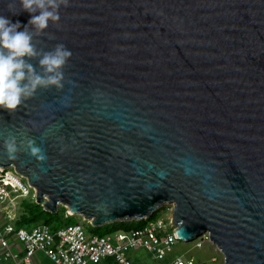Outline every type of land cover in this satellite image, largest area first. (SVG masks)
<instances>
[{
	"label": "water",
	"instance_id": "1",
	"mask_svg": "<svg viewBox=\"0 0 264 264\" xmlns=\"http://www.w3.org/2000/svg\"><path fill=\"white\" fill-rule=\"evenodd\" d=\"M12 2L0 15L27 25ZM59 11L33 43L71 51L64 87L0 109V169L27 179L44 210L94 227L173 204L179 240L207 233L224 264H264V0H68Z\"/></svg>",
	"mask_w": 264,
	"mask_h": 264
},
{
	"label": "built area",
	"instance_id": "2",
	"mask_svg": "<svg viewBox=\"0 0 264 264\" xmlns=\"http://www.w3.org/2000/svg\"><path fill=\"white\" fill-rule=\"evenodd\" d=\"M31 191H34V197L30 194ZM16 196L22 199L32 196L36 202L35 189L27 179L16 172L14 167L0 169V212L7 216V224L0 236V248L3 251L4 260H13L17 264H35L34 259L37 254L44 255L53 264H102L104 262L136 264L129 258V253L144 250L153 259L163 260L177 242L189 243L177 238L173 222L170 227H167L161 219L148 222L138 230L118 231L106 236L91 233L90 221L81 216L76 224L64 226L56 231L44 224H38L30 229L17 228L15 222L18 214L11 210V206L7 207V211L4 206L13 202V197ZM66 214L74 216L68 210ZM148 219L149 217L143 220ZM11 239L22 245L24 252L22 258L13 253ZM169 264L195 263L193 259L177 257Z\"/></svg>",
	"mask_w": 264,
	"mask_h": 264
},
{
	"label": "clouds",
	"instance_id": "3",
	"mask_svg": "<svg viewBox=\"0 0 264 264\" xmlns=\"http://www.w3.org/2000/svg\"><path fill=\"white\" fill-rule=\"evenodd\" d=\"M68 0H13L7 5L12 15L27 12L30 19L27 25L20 21L13 22L8 16L0 15V109L15 112L22 102L33 97L38 89L64 87V67L72 53L63 44L42 55L33 43L34 36H41L48 29L50 22L60 20V8ZM18 5L19 11H13ZM31 28V30H30ZM40 56L39 64L43 75L35 71L29 62ZM31 154L38 159L40 150L28 142ZM9 154L17 151L15 139L6 141Z\"/></svg>",
	"mask_w": 264,
	"mask_h": 264
},
{
	"label": "rangeland",
	"instance_id": "4",
	"mask_svg": "<svg viewBox=\"0 0 264 264\" xmlns=\"http://www.w3.org/2000/svg\"><path fill=\"white\" fill-rule=\"evenodd\" d=\"M12 170L14 171V169ZM30 194L33 197L35 195L34 191H31ZM13 198H14L13 202H9L6 205H4L5 210L7 211V207L11 206L12 207L11 210L15 211L16 214H18L20 210V203L22 201V198L18 196ZM172 211H173V204L163 205L156 212L157 219L163 220L166 223L167 227H170L173 216ZM0 215H2L0 216V236H1L3 234L4 226L7 223V216L1 212ZM75 217L81 219L80 216H75ZM126 222H132V221H126ZM171 230L173 231L174 228L172 227ZM197 244H201V246H197ZM222 254L219 252L217 246L211 241L209 235L206 233L200 236L195 241L189 243L177 242L167 252L166 257L163 260L153 259V257L144 250L131 252L129 253L128 256L136 264H169L177 257H182L183 259H193L195 264H224L223 263L224 255L222 256ZM49 264H53V263L50 262ZM102 264H109V263L104 262Z\"/></svg>",
	"mask_w": 264,
	"mask_h": 264
},
{
	"label": "trees",
	"instance_id": "5",
	"mask_svg": "<svg viewBox=\"0 0 264 264\" xmlns=\"http://www.w3.org/2000/svg\"><path fill=\"white\" fill-rule=\"evenodd\" d=\"M157 212V211H156ZM154 213L148 220L132 221V222H115L100 227L89 226L91 233L99 236H106L118 231H130L143 228L148 222L157 219V213ZM64 207H59L56 213H51L37 204L32 197L22 199L18 219L15 222L17 228L30 229L38 224L50 226L53 231L60 228L76 224L80 219L75 216H68Z\"/></svg>",
	"mask_w": 264,
	"mask_h": 264
},
{
	"label": "crops",
	"instance_id": "6",
	"mask_svg": "<svg viewBox=\"0 0 264 264\" xmlns=\"http://www.w3.org/2000/svg\"><path fill=\"white\" fill-rule=\"evenodd\" d=\"M0 216H2V215H0ZM6 224H5V226H6ZM11 241H12V244H13V246H12L13 253L18 254L20 256V258H22L23 255H24L22 245L19 244V243H17L15 240H12L11 239ZM2 253H3V251L0 248V264H17V262L16 261H13V260L12 261L11 260H8V261L4 260L3 257H2ZM34 261H35V264H49L51 262V261H49L47 259V257H45L42 254H37L36 257H35V259H34Z\"/></svg>",
	"mask_w": 264,
	"mask_h": 264
},
{
	"label": "bare ground",
	"instance_id": "7",
	"mask_svg": "<svg viewBox=\"0 0 264 264\" xmlns=\"http://www.w3.org/2000/svg\"><path fill=\"white\" fill-rule=\"evenodd\" d=\"M174 206V205H173ZM219 252L221 253V251H220V249H219ZM222 254V253H221ZM222 256H223V254H222ZM224 259V258H223ZM224 263V262H223Z\"/></svg>",
	"mask_w": 264,
	"mask_h": 264
}]
</instances>
